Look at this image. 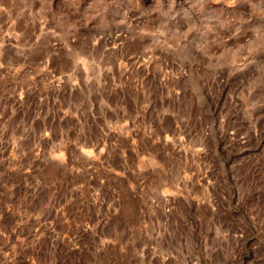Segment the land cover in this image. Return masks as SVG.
<instances>
[{
  "label": "rangeland",
  "instance_id": "obj_1",
  "mask_svg": "<svg viewBox=\"0 0 264 264\" xmlns=\"http://www.w3.org/2000/svg\"><path fill=\"white\" fill-rule=\"evenodd\" d=\"M0 264H264V0H0Z\"/></svg>",
  "mask_w": 264,
  "mask_h": 264
}]
</instances>
